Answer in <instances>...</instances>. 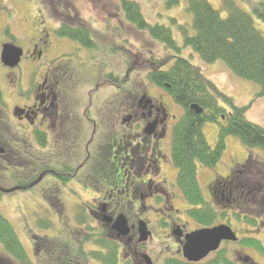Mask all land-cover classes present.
Segmentation results:
<instances>
[{"label": "flooded vegetation", "instance_id": "flooded-vegetation-1", "mask_svg": "<svg viewBox=\"0 0 264 264\" xmlns=\"http://www.w3.org/2000/svg\"><path fill=\"white\" fill-rule=\"evenodd\" d=\"M56 22V27L52 29L45 27L39 30L26 48L19 46L23 49L20 64L15 68L7 67V76H12L15 83L12 87L18 86V95V82L24 75L14 76V73L25 58L30 59L28 70L31 74L27 79L29 89L12 104L11 113L15 119L8 118L0 104V128H15L10 120L19 121L25 128L22 134L16 128L18 134L13 130L2 132L0 129V148L4 150L0 153V181L7 182L5 175H10L8 170L15 162L6 155L9 140L12 139L21 144L26 142L32 149L42 150L48 166L52 160L59 161L61 170L48 168L27 187L15 181L7 182L12 186L10 188L5 183L0 184V193H26L41 187L47 209L52 213L67 207L77 216L79 212H85L86 219L90 216L95 224L86 219L84 224H79L75 219L79 240L86 238L85 229L89 224L95 236L100 234L104 239L116 240L118 244L116 260L112 263L105 262L112 256L107 248L99 247L106 258L90 259L97 264H167L171 259L205 264L218 257H223L229 264H259L252 256L243 255V237L253 236H246L248 230L236 227L243 223V201L251 200L258 190L256 185L249 186L253 181H241L239 175L242 170L238 174L215 175L207 184V190L219 219L211 226L200 224L188 213L191 205L186 202L177 184L171 153L164 151L178 117L173 112L174 100L169 93V85L161 86L150 81L151 86L157 89L151 93L146 77L139 75L133 79L137 58L120 79L119 75L109 71L110 63L101 58L106 56L111 59L114 50L101 46L94 29H90L92 37L84 44L58 33L63 22H73ZM75 24L82 26L81 23ZM67 41L76 44L74 53L57 59L47 56L49 52L60 54L62 50L58 42ZM11 43L15 44L14 41ZM82 49L90 54L86 59L80 56ZM43 60L49 64L46 65ZM82 74L93 80L95 86L89 93L88 106L81 111L76 91ZM105 86L113 87L115 96H121L120 107H114L112 101V108L107 102L106 107L94 110V94ZM3 100L6 105L5 98ZM18 107L25 110L21 116L14 113ZM88 125L92 130L86 139ZM37 134L44 138L43 146L38 143ZM12 145L13 142L11 149ZM247 160L236 163V166L246 167ZM166 168L172 169L173 175H166ZM67 188L71 191L69 195L66 194ZM83 190H94L96 196L84 199ZM120 214H124L129 223L130 232L126 236L118 235L113 228ZM144 222L150 234L146 240H141V224ZM220 224L230 226L238 239L222 240L217 250L200 261L185 258L184 245L188 234ZM154 240L156 244H150ZM78 256L77 253L74 256L77 258L72 259L74 263L68 264H80Z\"/></svg>", "mask_w": 264, "mask_h": 264}, {"label": "rangeland", "instance_id": "rangeland-1", "mask_svg": "<svg viewBox=\"0 0 264 264\" xmlns=\"http://www.w3.org/2000/svg\"><path fill=\"white\" fill-rule=\"evenodd\" d=\"M140 4L142 12L146 19L154 24L161 23L170 27L173 36L178 41L180 46H183L181 33L176 26V23L171 20L172 17L177 19V23L186 24L188 27L192 24V16L187 13V0H180L179 5L173 8H168L165 0H136ZM215 9L221 11L223 17L227 16V11L223 9V0H208ZM238 5L245 11L249 12L254 20L257 28L264 34V22L258 18L254 13L249 3L245 0H236ZM252 3L264 2V0H251ZM56 21H70L73 23H81L84 26H89L97 33V39L101 46L105 49L114 50L111 59L106 56L101 57L108 61L109 71L114 72L115 76L119 75L120 79L129 69L130 63H133L136 58L135 72L132 73L133 79L146 77L148 91L154 93L157 89L151 86V82L147 78L150 64L152 60L167 59L174 54V51L167 49L162 43L152 39L147 32L139 31L124 16L120 6V0H0V54L2 45L5 42H15L18 46L26 48L29 42L34 40V37L39 33V30L56 27ZM55 23V24H54ZM46 28V29H48ZM48 29V30H51ZM192 29V28H191ZM191 32H193L191 30ZM45 33V30L44 32ZM58 42L62 52H49L47 56L51 59H57L62 55L74 53L77 46L73 41ZM82 59H86L90 54L87 50H80ZM76 54V53H75ZM181 56L187 58L193 65L199 67L205 77L211 81L218 90L231 96L237 105H247L253 103L252 108L248 111L247 118L257 124L264 126V95L259 97L261 87L251 81L238 77L225 64V62L218 60L214 63L205 62L199 54L191 47L183 46ZM155 59V60H154ZM30 59L25 58L18 68L15 70L14 76L21 75L19 95L18 86L14 85V81L7 76V67L1 61L0 55V90L4 94L6 105L3 106V111L8 118H14L11 113L12 104L21 96L23 92L29 89L30 74L29 67ZM46 65L49 64L45 60L42 61ZM168 64V65H167ZM166 67L169 66L168 62ZM165 67V68H166ZM133 71V70H132ZM29 73V74H28ZM100 73V71H99ZM134 83L131 85V87ZM76 94L80 105V110H84L89 103V93L94 88V82L83 74L78 83ZM22 90V91H21ZM25 90V91H24ZM161 91V89H160ZM114 88L105 86L95 92L92 107L94 110L101 109L102 105L108 102V107L112 108V101L114 107H120L121 96H115ZM155 95V94H153ZM152 96V95H151ZM222 99V98H221ZM223 100V99H222ZM220 101L223 107L224 101ZM173 112L178 115L174 121V125L183 116V108L172 101ZM94 114H98L94 111ZM15 119V118H14ZM6 122V120H4ZM11 124L22 134L25 128L19 121L10 120ZM11 127V126H10ZM15 128H7V132ZM219 125L217 123H206L204 126V133L210 146H215L217 131ZM92 127L90 125L86 128V139L91 134ZM15 132V134H18ZM115 138V137H114ZM227 148L221 160L212 168L201 166L198 164V179L205 199L212 205L209 200L207 184L214 178L215 175L238 174L240 170H249V167H239L236 163L248 159V149L245 148L236 136H229L226 140ZM171 153V133L168 144L164 151ZM254 159L259 160L257 167L249 171L246 177L247 181H253L252 185L258 188L256 193L251 196V200L243 201L242 212L244 216L254 218L255 224H247L243 219L242 225H236L237 228H244L249 232L246 236H253L259 239L264 245V150L255 148L251 150ZM171 155V154H170ZM175 175L177 169L173 165ZM166 175H173L172 169H165ZM101 176V175H97ZM8 188L12 187L7 182H4ZM4 183H2L4 185ZM66 194L71 193L70 189H66ZM227 191L225 194L227 195ZM84 199L86 197L92 198L96 196L94 190L82 191ZM66 198V197H65ZM253 198V199H252ZM214 204V203H213ZM182 207V205H178ZM187 206H189L187 204ZM0 211L13 223L18 235L26 247L30 256L32 264H55L58 261L64 260V255L69 248V243L73 239L79 240L77 233L78 225L76 224V213L72 212L70 208H64L61 212L55 214L47 209L43 190L37 187L32 192H10L2 193L0 195ZM53 221V228L46 229L40 225V220ZM219 218H217L218 220ZM87 222L95 224L90 216L86 219ZM92 221V222H91ZM88 226H90L88 224ZM251 232V233H250ZM244 234V233H243ZM245 236V234H244ZM246 238V237H243ZM39 244V245H38ZM47 244V245H46ZM150 244L155 245V240ZM47 246V247H46ZM243 246V255L252 256L259 264H264V254L257 251L254 247ZM87 249L99 250L97 245L88 244ZM163 247L161 248V251ZM63 253V254H62ZM72 255V253H67ZM61 257V258H58ZM77 258V257H75ZM78 259L80 264H97L95 261L82 260L80 256ZM217 261V260H216ZM215 262V260L207 261V263ZM0 264H20L8 255L0 247ZM161 264H164L162 262ZM245 264V263H243Z\"/></svg>", "mask_w": 264, "mask_h": 264}, {"label": "trees", "instance_id": "trees-1", "mask_svg": "<svg viewBox=\"0 0 264 264\" xmlns=\"http://www.w3.org/2000/svg\"><path fill=\"white\" fill-rule=\"evenodd\" d=\"M245 1L250 4L258 18L264 22V2ZM179 3L180 0H165L168 8L176 7ZM120 6L126 20L135 28L147 32L152 39L159 41L167 49L177 54L169 56L167 59L152 60L147 76L149 81L158 85L168 84V90L174 102L183 108V116L172 130V163L177 169V184L184 199L191 205L188 213L200 224L211 226L216 222L217 214L202 192L197 174L198 164L209 168L214 167L226 151V140L229 136L238 137L242 145L250 152L255 148L264 150V126L247 118L248 111L254 102L237 105L231 96L218 90L216 85L205 77L199 67L182 57L181 50L183 46H188L207 63H214L218 60L225 62L238 77L258 84L261 87L258 96L261 97L264 95V34L257 28L253 16L241 8L236 0H223L222 6L227 11L226 17H223L221 11L215 9L208 0H187L186 11L192 16L191 26L179 24L175 17L171 18L181 33L183 46L179 45L170 27L161 23H150L136 0H120ZM90 29L89 26L63 22L58 33L68 36L73 41L86 44L87 39L92 37L91 32L89 33ZM168 62L170 64L166 67ZM3 96L4 94L0 90V104L4 106ZM221 100L225 102L227 108L220 104ZM193 104H197L203 111L197 113L191 108ZM106 106L107 104L102 105V107ZM206 123L219 125L216 144L213 147L208 143L204 133ZM7 128H12V126ZM0 129L2 132L7 130L3 127ZM37 140L41 146L44 145V138L41 135L37 134ZM11 142H13L12 149ZM30 148L26 142L21 144L16 139L9 140L6 155L9 156L8 158L12 157L15 162L8 170L10 175H5L7 182L15 181L17 184L27 187L46 169L52 167L51 169L54 171L61 170L59 161L52 160L48 166L43 151ZM259 162L250 154L247 160L249 170H243L244 175H248L249 171L254 170ZM15 163L19 165L16 166ZM239 176L243 182L248 179L242 175ZM0 184L3 185L1 181ZM85 219V212H79L76 217L77 222L84 224ZM243 219L247 224H255L254 218L244 216ZM39 222L46 229H51L54 226L53 221L49 219H42ZM85 230L87 231L86 238L82 241L73 239L72 243H69L68 251L64 254L66 258L55 264L74 263L72 259H75L74 256L77 253L82 260H104L106 258L99 250L87 249L88 244L107 248L108 253L112 256H109L105 262L112 263L116 260L118 252L116 240L104 239L105 237L100 234L95 236L91 226H87ZM242 243L245 246L254 247L264 254V245L259 239L246 237L242 239ZM0 247L20 264H32L13 223L1 211ZM67 253H72V255H67ZM213 260L215 262L205 264H222L224 262L229 264V261H225L223 257ZM167 264L191 263L176 262L171 259L167 261Z\"/></svg>", "mask_w": 264, "mask_h": 264}, {"label": "water", "instance_id": "water-1", "mask_svg": "<svg viewBox=\"0 0 264 264\" xmlns=\"http://www.w3.org/2000/svg\"><path fill=\"white\" fill-rule=\"evenodd\" d=\"M23 49L14 43H4L1 50L2 63L10 68H15L21 62ZM197 113L203 111L197 104L191 106ZM16 116H21L25 113L24 109L16 108L14 111ZM4 150L0 148V153ZM111 220V218H108ZM113 228L117 230L118 235L126 236L130 232V227L127 218L124 214H120L113 224ZM147 225L141 224V240H146L149 236ZM235 232L230 226L220 224L210 228H202L187 235V241L184 245V256L189 261H200L205 258L210 252L219 248L222 240H237ZM148 261H150L148 259Z\"/></svg>", "mask_w": 264, "mask_h": 264}]
</instances>
